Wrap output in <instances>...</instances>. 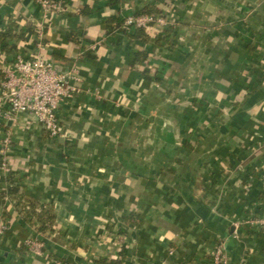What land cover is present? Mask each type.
I'll return each mask as SVG.
<instances>
[{"label": "crops", "instance_id": "obj_1", "mask_svg": "<svg viewBox=\"0 0 264 264\" xmlns=\"http://www.w3.org/2000/svg\"><path fill=\"white\" fill-rule=\"evenodd\" d=\"M62 1L46 18L37 0H0V30L35 31L0 46V98L17 53L77 67L83 88L58 137L0 101V188L19 187L0 203V264H213L219 245L228 264H264V0ZM148 8L174 21L166 43L112 29ZM18 199L51 205L53 231Z\"/></svg>", "mask_w": 264, "mask_h": 264}, {"label": "built area", "instance_id": "obj_2", "mask_svg": "<svg viewBox=\"0 0 264 264\" xmlns=\"http://www.w3.org/2000/svg\"><path fill=\"white\" fill-rule=\"evenodd\" d=\"M41 5L44 17L63 11L67 5L62 0H37ZM155 24L164 28L174 21L162 14L151 15L140 13L128 15L125 18L126 28H143ZM4 80L1 88L0 101L8 106L3 112L7 119H15L20 113H30L39 121L45 131L53 137L61 135V125L58 117L61 105L83 92L79 84L80 77L77 67L61 70L56 63L42 54L25 55L18 53L12 63L3 69ZM1 115V112H0ZM11 136L6 135L1 140L0 153L4 165L11 150ZM255 224L264 225V217L252 220ZM7 230V225H0V234ZM27 245L35 254L41 255L45 246L39 237L29 239ZM55 264H61L55 260ZM213 264H228L223 245H219L213 256Z\"/></svg>", "mask_w": 264, "mask_h": 264}, {"label": "trees", "instance_id": "obj_3", "mask_svg": "<svg viewBox=\"0 0 264 264\" xmlns=\"http://www.w3.org/2000/svg\"><path fill=\"white\" fill-rule=\"evenodd\" d=\"M140 13L162 15V11L153 8H148L147 10ZM125 18L119 19L118 24L112 29L116 30L123 26ZM21 24V21L11 20L3 30H0V46L2 50L8 52H17V44L10 43V41L14 39L24 40L29 33L35 32L31 25L28 24L22 26ZM174 26V24H170L164 28H161V31L163 32V43H166L169 40L168 34L173 31ZM158 29H160L158 26H156L155 24H151L147 27L139 28L136 36L143 39H148L155 32H157ZM143 58L145 57H142V60ZM145 72L148 73L149 70H146ZM18 192L19 187L14 185H8L6 189L0 188V203H4L7 197H16ZM16 204L20 206L21 214L25 218V220L30 225L34 226L39 232L46 233L49 231H53L56 221V214L54 212V208L51 205L40 203L35 199H25L24 201L18 199Z\"/></svg>", "mask_w": 264, "mask_h": 264}]
</instances>
